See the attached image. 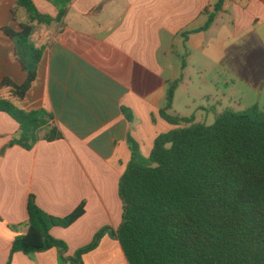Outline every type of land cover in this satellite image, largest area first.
Returning a JSON list of instances; mask_svg holds the SVG:
<instances>
[{
	"label": "crops",
	"instance_id": "crops-1",
	"mask_svg": "<svg viewBox=\"0 0 264 264\" xmlns=\"http://www.w3.org/2000/svg\"><path fill=\"white\" fill-rule=\"evenodd\" d=\"M33 1L42 14L59 15V0ZM220 2L69 0L61 21L34 23L31 39L43 55L21 106L52 113L64 138L2 152L20 126L0 112V264L9 263L13 241L28 231L31 194L43 210L59 217L86 203L85 214L73 225L51 231L67 242L66 257L89 244L102 227H119V182L131 159L128 136L149 156L156 137L176 127L160 109L183 70L178 68H227L233 84L241 81L264 94V0H224L219 7ZM17 3L0 0V82L27 78L15 42L4 31L29 22ZM212 14L213 23L202 30ZM83 261L129 264L120 242L109 235ZM11 264L62 263L53 248L31 256L17 252Z\"/></svg>",
	"mask_w": 264,
	"mask_h": 264
},
{
	"label": "trees",
	"instance_id": "trees-1",
	"mask_svg": "<svg viewBox=\"0 0 264 264\" xmlns=\"http://www.w3.org/2000/svg\"><path fill=\"white\" fill-rule=\"evenodd\" d=\"M68 3L56 1L59 15L54 18L42 14L33 0H18L29 22L20 30L4 29L15 42L27 78L23 83L10 77L0 82V112L20 126L2 152L13 145L31 150L42 139L64 138L52 113L27 111L21 103L37 79L43 55L31 39L34 23L61 21ZM214 18L212 14L201 29L207 30ZM178 85L176 80L169 88L160 109L161 117L176 127L156 137L150 155L128 136L131 159L119 182V227H102L89 244L66 257L67 242L51 231L73 225L85 214L86 203L59 217L43 210L31 194L28 231L13 241L8 264L17 252L31 256L53 248L62 264H84V255L106 235L120 242L129 264H264V110L257 104L243 111L227 109L212 125L195 122L192 116L171 113Z\"/></svg>",
	"mask_w": 264,
	"mask_h": 264
},
{
	"label": "rangeland",
	"instance_id": "rangeland-1",
	"mask_svg": "<svg viewBox=\"0 0 264 264\" xmlns=\"http://www.w3.org/2000/svg\"><path fill=\"white\" fill-rule=\"evenodd\" d=\"M178 69L184 71L177 79L173 114L189 115L195 122L212 125L216 116L227 109L243 111L257 104L264 110V94L245 88L237 79L239 83L233 84L227 68L189 66ZM183 79L184 84H180Z\"/></svg>",
	"mask_w": 264,
	"mask_h": 264
}]
</instances>
